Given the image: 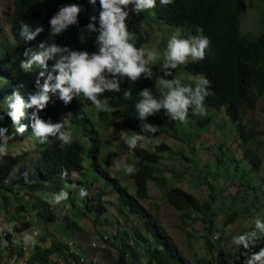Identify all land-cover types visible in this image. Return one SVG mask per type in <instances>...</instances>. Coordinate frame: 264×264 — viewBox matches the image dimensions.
Listing matches in <instances>:
<instances>
[{
	"label": "trees",
	"instance_id": "trees-1",
	"mask_svg": "<svg viewBox=\"0 0 264 264\" xmlns=\"http://www.w3.org/2000/svg\"><path fill=\"white\" fill-rule=\"evenodd\" d=\"M261 1L264 3V0ZM9 2L8 34L0 37V112L7 110L8 98L14 90L20 93L25 102L31 94L39 91L35 84L38 73L44 71L47 75L54 61L48 62V69H41L39 65L34 64L31 70L25 71L20 65L31 55V52L38 50L40 42H44L45 46L53 42L60 46L68 45L70 49L84 50L90 54L98 50L96 42L98 33L85 27L88 17L94 14L87 0H9ZM66 3L82 5L83 10L79 14L78 24L70 25L61 34L53 36L50 33L48 20L59 6ZM246 8V0H173L169 5H161L157 0L153 10H145L138 16L130 13L128 20L137 47H143L150 40L148 19L152 23L161 20L168 26L185 28V38L196 35L197 26L203 28V34L208 36L210 41L204 59L189 61L184 67L185 71L192 75L203 74L210 81L209 90L214 94L205 98V108L219 110L224 108L227 118L235 124L234 130L240 138V143L244 145L251 142V136L243 123L242 111L254 108L253 95L260 97L264 94V33L252 36L240 32V16L245 13ZM21 20L32 27L43 25L44 31L34 39L25 41L19 35ZM79 37H83V43L80 42ZM26 50L28 55L24 54ZM107 75L110 77V74ZM41 83H43L42 78ZM120 87V93L105 92L98 96L99 99L108 102L109 111L99 112L96 119L89 109L88 101L74 98L64 105L57 97L52 96L47 107L38 113L42 119L51 120L53 123L62 120L65 124V119L80 115V120L86 128L80 138L72 136L71 142L67 144L51 135L46 142H37L32 135L29 119L33 109L27 107L24 109L25 115L20 122L29 127L22 135L33 143L36 161L31 166V171L25 175L26 179L22 176L10 183L0 181V206L3 212H8L12 207L17 218L26 220L23 230L34 222L42 226V233L35 246L23 241L22 237L25 233H19V238L16 240L19 243L16 241L12 243L15 234L9 233L6 236L0 233V263L1 259H6L10 264H57L55 260H59V264H96L95 260H86L81 254L70 252L72 249H77L76 245L73 248L68 247V240L63 242V239L69 238L68 233L57 236V230L78 229L79 221L83 216H89L92 222H98L101 216L108 214V205H112L119 216H126L125 213L133 216L135 224L129 230H124L123 234L130 236L129 238L131 235L141 238L142 250L139 251L138 240L135 238L131 241L132 245L123 241L118 245L113 243L115 258L110 264H184L178 258L173 243L138 204L140 200L149 199L150 182L160 177L156 174L155 165L162 160V154L169 149V145L161 141L150 150L137 144L131 152L126 146L127 152L132 157L131 164H135L137 168L136 173L126 175L135 190V194H130L120 179L107 171L108 166H102L103 158L99 157L100 140L91 141L92 135L88 133L96 124H102L109 129L117 125L119 129L135 133L140 131L144 123H149L158 126L156 133L144 132L150 138H156L166 132L171 135L170 129L174 125L170 129L167 128L169 118L165 116L163 109L155 115L147 116L144 121L136 118L134 104L139 98L138 92L141 88L149 87L156 96L161 94L154 74L152 80L144 79L143 74L135 82L124 78ZM126 89H130L132 93L127 100L122 96ZM211 119L210 115H205L194 121L193 126L204 129L211 124ZM0 123L12 127L11 120L7 116ZM65 130H67L66 125L61 131ZM215 151L220 153L221 150ZM226 153L225 151L224 154ZM215 156L212 163L223 160L224 169L231 167V163L226 160L227 154L222 159L218 157L220 155ZM244 157L249 159L250 171H256L260 159L255 152L247 148ZM185 168L188 169V165ZM233 168L235 169L236 166ZM61 170L67 172V177L60 175ZM94 175L100 179L99 184L92 180L88 186H85L86 178ZM243 175L248 178L247 174ZM233 177H236V174ZM245 177L243 182L247 181ZM93 184H98L97 187L94 185L96 191L92 189ZM223 184L230 185L226 182ZM80 187H84L88 192L83 199L79 196ZM107 187L115 191L114 201L103 200ZM209 187L213 189L212 185ZM61 189L68 191L69 195L66 201L57 205L56 211L47 200ZM227 191L228 189L225 188L221 194L222 197L227 198V201L223 200L224 203L230 202L229 215L225 223L234 221L240 217V214L246 215L248 211L251 212L249 206L243 204L237 188L236 191L233 189L225 194ZM22 197L25 198L24 202H21ZM164 198L169 206L180 212L182 221L195 215L206 224L203 229L204 241L207 246H211L209 235H212L214 221L210 209L215 201L214 193H209L206 198L201 199L175 186L165 193ZM65 203L70 204L67 209L69 215L60 216L59 210ZM48 226L52 228L48 230ZM139 233H143V236ZM30 235H34L33 232ZM49 237H52V240L45 246ZM107 238V235L103 236L100 228L99 240L108 243ZM259 247L260 244H257L252 250L256 251ZM242 251L244 250L239 248L233 257L226 261L220 258L216 264H242ZM52 256L56 259L52 260Z\"/></svg>",
	"mask_w": 264,
	"mask_h": 264
},
{
	"label": "rangeland",
	"instance_id": "rangeland-1",
	"mask_svg": "<svg viewBox=\"0 0 264 264\" xmlns=\"http://www.w3.org/2000/svg\"><path fill=\"white\" fill-rule=\"evenodd\" d=\"M246 5L245 13L240 16V32L252 36L264 33V3L261 0H246ZM9 10V0H0V37L8 34ZM160 21L152 23L149 19L147 20L150 40L142 48H156L158 51H163L167 40L172 34L178 32L181 38H185V28L171 27ZM189 61L191 60L189 59ZM188 62L172 70L173 76L180 79L182 83H188L187 78L189 76L203 75H192L186 72L184 67ZM152 67L153 74L158 82L162 75L159 70V63ZM167 78L171 79L172 77ZM158 89L161 93L159 85ZM253 103L254 108L252 110L242 111L243 123L251 136V142L247 145L240 143V138L234 130L235 124L227 118L224 108L220 110L205 108L204 115L194 113L192 109H189L185 122L171 121L169 118L167 128L170 129L174 125L170 129L171 135L166 132L156 138H150L148 134L143 133L149 141L138 142V145L150 150L161 141L169 145V149L162 154V160L155 165L156 174L160 177L150 182L149 199L140 200L138 204L173 243L178 258L184 264H216V261L220 258L226 261L228 258L233 257L237 248L232 244V237L245 232L247 229L249 230L252 226V220L256 216L264 218V94L260 97L253 95ZM88 106L96 119L98 113L95 111L94 106L90 102ZM205 115L212 117L210 125L204 129L193 126L194 121ZM65 121L66 128L71 130L72 136L80 138L86 131L80 120V115L70 116ZM94 123L96 122L94 121ZM9 128L12 129V127ZM88 133L92 135L90 137L92 138L91 141L97 142L100 140L99 157L103 158L102 166H108L107 171L112 176H117L122 185L127 187L130 194H135L134 186L123 173V168L121 167L119 172L115 169L117 162L131 163L132 157L127 152L123 141L134 132L130 133L119 129L117 125L109 129L102 124H96L94 129L88 131ZM247 148L255 152V155L260 159L256 171H250L249 159L244 157V151ZM219 149L221 150L220 153L215 151H219ZM8 151L9 154L0 157V181L10 183L31 171V166L36 161V150L31 140L21 134L15 135L9 141ZM225 151L227 156L224 154ZM215 155H220L218 157L221 159L226 156V160L231 163V167L224 169L223 160H216L215 163H212L216 158ZM185 164L188 165V169L185 168L187 167ZM234 166H236L235 169ZM234 173L236 177H233ZM243 174H247L248 178ZM244 177L247 178L246 182L242 181ZM92 180L99 184L100 179L94 175L86 178L85 186H88ZM223 182L230 185L223 184ZM98 184L92 185L94 191H96L94 185L97 187ZM210 185L213 186L212 190L209 187ZM175 186L181 187L201 199L206 198L209 193H214L215 201L210 209L214 221L212 235H209L211 246L205 244L203 229L206 224H203L199 217L197 219L195 215H192L187 220L182 221L180 212L166 203L165 193ZM235 187L240 191L243 204L249 206L251 212L248 211L246 215L240 214L239 218L225 223L224 221L229 215L228 205L230 202L224 203L223 200L227 201V198L226 196L222 197L221 194L225 188L228 189L225 194L233 191V189L236 191ZM250 190L258 192L262 198H251L247 194L251 193ZM114 194L115 191L111 187H107L103 194V200L114 201ZM24 201L25 198L22 197L21 202ZM50 206L57 211V205L50 204ZM68 208L69 203L63 204L59 215H69ZM125 215L123 217L119 216L112 205H108V214L101 216L98 222H92L89 216H83L79 221L78 229H59L57 230V236L68 233L69 238L63 239V242L67 240L74 241L78 252L86 260H95L96 264H110L115 258L113 243L118 245L123 241L132 245L131 241H134L135 238L138 240L139 251L142 250L141 238L136 235H131V238H129L130 236L123 234L124 230H129L135 224L133 216L127 213ZM26 217L29 221L28 214ZM18 222L24 224L26 220L17 218L12 207L9 208L8 212H3L0 206V229L4 228L6 224H17ZM51 228V226L47 227L48 230ZM100 228L103 236H108V243L99 240ZM138 230L142 232L140 228ZM26 231L30 234L34 231L37 232L33 236L38 241L42 233V226L33 222L26 228ZM139 234L143 236V233ZM51 240L52 237H49L44 245L46 246ZM6 241L7 239H5ZM257 244L264 246V240L258 241ZM51 259L55 260L56 258L52 256ZM1 261L0 264H10L6 259H1ZM55 261H57V264L60 263L59 260Z\"/></svg>",
	"mask_w": 264,
	"mask_h": 264
},
{
	"label": "clouds",
	"instance_id": "clouds-1",
	"mask_svg": "<svg viewBox=\"0 0 264 264\" xmlns=\"http://www.w3.org/2000/svg\"><path fill=\"white\" fill-rule=\"evenodd\" d=\"M10 3V2H9ZM157 0H87V4L92 7L94 14L88 17L85 27L97 32L96 42L98 50L89 53L84 50L70 49L68 45L60 46L56 43L40 42L38 50L31 52V55L22 61L20 67L25 71L31 70L33 65H39L41 69L51 70L45 75L44 71L38 73L35 84L39 91L31 94L27 102L18 91H13L8 98L7 110L0 112V122L5 116L10 118L12 129L0 123V157L9 154V141L15 135H21L28 131L29 125L21 123L24 117V109L32 108L30 126L32 135L39 143H44L48 137L56 136L64 143H70L72 139L71 130L61 131L65 127L64 122L42 119L38 113L44 110L52 96L57 97L64 105L70 103L74 98L83 99L94 106L97 113L109 111L106 100L99 99L98 96L105 92L120 93L121 82L124 78L135 82L141 78L153 79V67L159 63V70L162 75L158 79L161 94L156 96L149 87H143L138 92V100L134 104L136 118L144 121L147 116L155 115L161 109L171 121L185 122L188 110L191 107L194 113L205 114L204 101L207 96L214 93L209 90L210 81L200 76H189L188 83H182L180 79L173 76V69L185 64L190 60H203L205 50L209 47V38L203 34V28L196 27V35H189L181 38L177 32L172 34L167 40L163 51L156 48H142L136 46L134 33L128 26L129 14L138 16L145 10H153ZM161 5H169L173 0H159ZM83 10L79 3H66L58 7L57 11L49 18L48 25L53 36L61 34L70 25L78 24V17ZM44 31L43 25L32 27L29 23L21 20L19 22V35L30 41ZM83 43V37H79ZM28 55L27 50L24 53ZM162 61V62H161ZM110 74V77L109 75ZM172 77L168 79L167 77ZM41 78L43 83H41ZM131 90L123 91L125 100L131 97ZM158 126L144 123L140 131L127 136L124 144L129 152L137 147L138 142L149 140L144 136V132L156 133ZM123 168L125 175H132L137 172L135 164L117 162L115 169L117 172ZM60 175L67 177V172L61 170ZM26 179V176H25ZM249 196L260 199L259 193L250 190ZM68 191L61 189L53 193L47 203L60 205L62 201L68 199ZM88 195L84 187L79 188V196L83 199ZM264 200V199H263ZM70 206V204H69ZM60 211V210H59ZM23 224H6L0 229L4 235L15 234L12 243L19 238V233H25L22 237L24 242L36 245L35 236L23 230ZM36 231V230H35ZM33 232L34 235L37 234ZM7 239V238H6ZM264 240V218L256 216L252 220V226L248 231L232 237V244L237 248H242V264H264V246L253 251L258 241ZM19 243V241H16ZM68 247L73 248L76 244L68 240ZM70 252L79 253L77 249ZM81 254V253H79ZM82 255V254H81ZM83 256V255H82ZM239 259V257H237Z\"/></svg>",
	"mask_w": 264,
	"mask_h": 264
}]
</instances>
